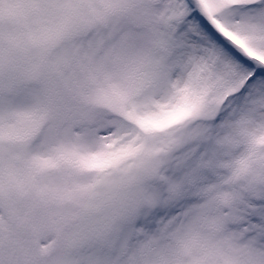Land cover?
I'll return each instance as SVG.
<instances>
[{
    "label": "snow or ice",
    "instance_id": "1",
    "mask_svg": "<svg viewBox=\"0 0 264 264\" xmlns=\"http://www.w3.org/2000/svg\"><path fill=\"white\" fill-rule=\"evenodd\" d=\"M0 264H264V0H0Z\"/></svg>",
    "mask_w": 264,
    "mask_h": 264
}]
</instances>
